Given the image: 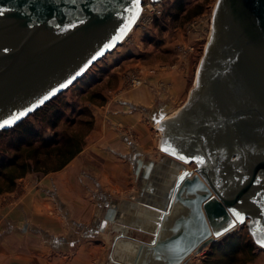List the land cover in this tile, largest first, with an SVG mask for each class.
<instances>
[{"label":"water","instance_id":"1","mask_svg":"<svg viewBox=\"0 0 264 264\" xmlns=\"http://www.w3.org/2000/svg\"><path fill=\"white\" fill-rule=\"evenodd\" d=\"M143 2L116 40L134 0H0V124L26 113L0 132L120 47ZM214 17L187 103L159 121L161 149L183 171L170 177L173 191L159 213L164 225L139 245L140 252L153 249L161 264H187L247 220L255 242L264 239V0H219ZM141 167L140 161L137 174Z\"/></svg>","mask_w":264,"mask_h":264},{"label":"crops","instance_id":"2","mask_svg":"<svg viewBox=\"0 0 264 264\" xmlns=\"http://www.w3.org/2000/svg\"><path fill=\"white\" fill-rule=\"evenodd\" d=\"M152 63L136 72L142 86L97 108L86 145L66 167L29 174L0 197V264H161L153 249L140 252L139 245L164 225L159 213L173 191L170 177L183 171L159 151L146 116L183 99L188 69ZM168 113L160 112V121Z\"/></svg>","mask_w":264,"mask_h":264},{"label":"rangeland","instance_id":"3","mask_svg":"<svg viewBox=\"0 0 264 264\" xmlns=\"http://www.w3.org/2000/svg\"><path fill=\"white\" fill-rule=\"evenodd\" d=\"M148 1L145 0V2ZM176 1L162 0L161 13L154 15L153 23L147 29L141 30V28L133 27L120 47L105 55L88 70L80 82L58 98V103L61 104L59 110L63 117L60 130L66 128L67 124H71L72 121L77 123L74 128L83 133L89 129V126L85 124L86 122L94 121V128L98 107L113 99L120 98L126 90H134L141 84L143 85L142 79L137 78L138 75H136L140 63L146 65L162 61L169 67L187 68L188 87L183 99L177 102L176 105L167 102L168 105H164V108H153V111L150 110L146 116L153 137H155V140L159 138L157 135H159L161 126L159 122L161 119L160 112H170L167 116L169 117L176 110L181 109L189 99L199 66L212 35L213 18H215L214 14L219 3V0H184L187 11L192 10V13H196L202 10V13L190 20L175 22L170 15L174 13L171 11H173L172 7ZM120 77L122 78V86L119 85ZM133 81H135V84H133ZM138 82L139 84H137ZM152 88L155 93L159 90L158 85H154ZM164 89L165 87H160V91H164ZM158 103L163 104V100L159 99ZM29 120L40 130L43 137L51 139L56 136L54 135L55 132L49 127L50 116L41 113L38 117H30ZM14 145L15 143L10 135H0L1 150L7 149L12 153L10 150H13L11 147ZM159 151L164 153L160 144ZM187 168L194 170L196 165L192 164ZM241 227H236L228 236L240 234L243 242L253 241L256 251L262 256V261L260 260L261 262L258 261L257 263L255 259L248 264H264V248L257 246L246 227ZM210 249L211 247L198 256H192V259L203 257L199 264H205L204 255Z\"/></svg>","mask_w":264,"mask_h":264},{"label":"trees","instance_id":"4","mask_svg":"<svg viewBox=\"0 0 264 264\" xmlns=\"http://www.w3.org/2000/svg\"><path fill=\"white\" fill-rule=\"evenodd\" d=\"M172 10L171 12L174 13H171L170 17L175 22L190 20L202 13V10L196 13H192V10L187 11L184 0H177ZM59 97L30 116L38 117L41 113L50 116L49 127L56 135L53 138L43 137L29 117L14 129L0 132V135H10L15 143L11 147L13 150H10L12 153L7 149H0V197L5 193L13 192L18 180L29 174L46 175L63 169L80 154L86 145V138L93 130L94 121L85 123L89 129L84 133L74 128L77 123L73 121L60 130L63 117L59 110L61 107L58 103ZM240 236L242 235L226 236L218 244L212 246L210 251L204 255V263L248 264L254 261L258 252L253 241L243 242Z\"/></svg>","mask_w":264,"mask_h":264},{"label":"snow or ice","instance_id":"5","mask_svg":"<svg viewBox=\"0 0 264 264\" xmlns=\"http://www.w3.org/2000/svg\"><path fill=\"white\" fill-rule=\"evenodd\" d=\"M139 11H140V0H134V14L130 17L129 19V24L125 26V28L121 29V35L116 37V40L121 39L122 35L127 31L128 27H130L131 23L137 18V16L139 15ZM0 15H3V11H0ZM114 43V42H113ZM106 47L111 48L113 47V44H108ZM98 55H102V53H99ZM96 59V57H93V60ZM80 73H77V75H79ZM69 83H71V81H69ZM67 85H61V87H66ZM54 94V93H52ZM51 95V94H50ZM49 96H44V98L40 101L41 104L44 103V101L48 100ZM29 111H31V109H29ZM26 113L21 112L19 113V115L14 116L12 119L9 120H5L2 124H0V128L4 127L5 125H10L12 123L15 122V120H18L21 116H24ZM162 151L168 152L169 149L164 147L162 148ZM173 155H175V152L172 151ZM181 159H183V157H181ZM181 179H183V177H181ZM234 215L237 216V219L240 220L241 222H243V217L239 214V213H235ZM257 243H259L262 247H264V239L258 240Z\"/></svg>","mask_w":264,"mask_h":264},{"label":"built area","instance_id":"6","mask_svg":"<svg viewBox=\"0 0 264 264\" xmlns=\"http://www.w3.org/2000/svg\"><path fill=\"white\" fill-rule=\"evenodd\" d=\"M162 0H149L148 2H143L141 15L139 16L136 28L147 29L152 23L154 15H159L161 13ZM135 84V81H133ZM139 84V82L137 83Z\"/></svg>","mask_w":264,"mask_h":264},{"label":"flooded vegetation","instance_id":"7","mask_svg":"<svg viewBox=\"0 0 264 264\" xmlns=\"http://www.w3.org/2000/svg\"><path fill=\"white\" fill-rule=\"evenodd\" d=\"M248 221H249V220H247V221L243 224V226H242V227L240 226V227H241V228H245V227H246L249 231H251V228H250V227H251V224H248V223H249ZM247 222H248V223H247ZM187 264H188V263H187Z\"/></svg>","mask_w":264,"mask_h":264},{"label":"bare ground","instance_id":"8","mask_svg":"<svg viewBox=\"0 0 264 264\" xmlns=\"http://www.w3.org/2000/svg\"><path fill=\"white\" fill-rule=\"evenodd\" d=\"M178 170H180V169H178ZM165 184V183H164ZM167 186V185H166ZM179 211V210H178ZM168 226H170V223L168 224ZM129 244V246L131 247V248H135L136 247V244L134 243H128Z\"/></svg>","mask_w":264,"mask_h":264}]
</instances>
